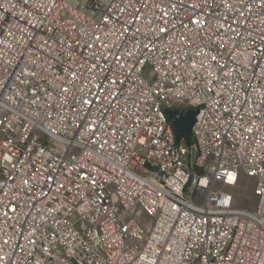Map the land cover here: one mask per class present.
Masks as SVG:
<instances>
[{"label": "built area", "instance_id": "obj_1", "mask_svg": "<svg viewBox=\"0 0 264 264\" xmlns=\"http://www.w3.org/2000/svg\"><path fill=\"white\" fill-rule=\"evenodd\" d=\"M0 264H264V0H0Z\"/></svg>", "mask_w": 264, "mask_h": 264}, {"label": "water", "instance_id": "obj_2", "mask_svg": "<svg viewBox=\"0 0 264 264\" xmlns=\"http://www.w3.org/2000/svg\"><path fill=\"white\" fill-rule=\"evenodd\" d=\"M165 112L173 127L176 140L178 141L183 137H189L192 125L195 122V114L197 111L195 109H191L183 113H179L177 116L176 111L174 110L167 109Z\"/></svg>", "mask_w": 264, "mask_h": 264}, {"label": "rangeland", "instance_id": "obj_3", "mask_svg": "<svg viewBox=\"0 0 264 264\" xmlns=\"http://www.w3.org/2000/svg\"><path fill=\"white\" fill-rule=\"evenodd\" d=\"M186 106V102L185 101H180L174 104V107L177 108H181V107H185ZM238 199L239 205H245L247 207H251L253 205V201H254V197L251 195V191H240L238 193ZM146 217V215L142 216V219H144Z\"/></svg>", "mask_w": 264, "mask_h": 264}, {"label": "trees", "instance_id": "obj_4", "mask_svg": "<svg viewBox=\"0 0 264 264\" xmlns=\"http://www.w3.org/2000/svg\"><path fill=\"white\" fill-rule=\"evenodd\" d=\"M186 140L189 142V137H186Z\"/></svg>", "mask_w": 264, "mask_h": 264}]
</instances>
